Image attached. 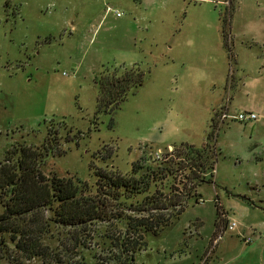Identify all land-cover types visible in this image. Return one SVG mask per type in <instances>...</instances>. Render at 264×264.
<instances>
[{
  "label": "rangeland",
  "instance_id": "obj_1",
  "mask_svg": "<svg viewBox=\"0 0 264 264\" xmlns=\"http://www.w3.org/2000/svg\"><path fill=\"white\" fill-rule=\"evenodd\" d=\"M125 69L141 86L96 115L94 79ZM220 111L256 119L219 124ZM46 138L56 147L43 174L79 181L83 196L95 170L129 177L136 163L135 180L148 181L101 197L112 215L83 228L77 255L58 250L63 264H264V244L252 246L264 213L244 209L247 198L264 206V0H0V161ZM190 158L204 168L190 174ZM218 205L232 231L218 227ZM139 219L153 229L131 261L118 246ZM60 241L52 230L43 243Z\"/></svg>",
  "mask_w": 264,
  "mask_h": 264
},
{
  "label": "trees",
  "instance_id": "obj_2",
  "mask_svg": "<svg viewBox=\"0 0 264 264\" xmlns=\"http://www.w3.org/2000/svg\"><path fill=\"white\" fill-rule=\"evenodd\" d=\"M142 82L143 74L137 69L100 74L94 79L97 89L96 115L118 108L129 92L139 88ZM53 144L47 138L42 144L45 149L42 145L33 149L19 144L10 148L0 161V264H23L34 259H40L43 264H63V255L58 250L77 255V250L83 247V228L112 215L113 206L101 200V197L116 200L125 194L136 195L147 190V180L142 181V176L135 180L134 163L129 177L106 169L95 170V194L83 196L79 181L43 174L41 166L46 153L56 147ZM184 148L195 150L191 145ZM194 153L196 157L199 155V151ZM191 160L190 174L194 165L196 168L203 165L202 161L197 163ZM147 222L139 219L133 225L126 224L125 239L118 246L121 257L123 253H129L130 260L134 261V254L141 250V233L153 229L147 226ZM52 230L61 236L62 241L57 249L43 243ZM130 232L137 239L131 241L128 237ZM6 234L13 244L12 249L4 240ZM126 258L120 264H127ZM82 260L75 264H84Z\"/></svg>",
  "mask_w": 264,
  "mask_h": 264
},
{
  "label": "built area",
  "instance_id": "obj_3",
  "mask_svg": "<svg viewBox=\"0 0 264 264\" xmlns=\"http://www.w3.org/2000/svg\"><path fill=\"white\" fill-rule=\"evenodd\" d=\"M109 10L110 9L108 8L107 11H109ZM115 14H116V16H120V14L118 12H116V11H115ZM225 119H235V120H238V121H241V122H250V121L255 120L256 117L252 113H238V114H234V115H229L227 112L220 111L219 114H218V117H217V122L220 124L223 121H225ZM164 155L165 154L163 153V151L157 150V151H155L152 154L151 158H152V160L154 162L161 163V162L165 161ZM195 201H196V203H199V204L204 202L201 198H197ZM218 215H219V218L221 220L225 221V225L222 228V230L223 231L224 230L232 231L233 228L236 226L235 222L231 221V222L228 223L226 221L227 220L226 213L223 212L222 210H220L219 206H218ZM222 230L219 232L216 240L220 239L221 234L223 232Z\"/></svg>",
  "mask_w": 264,
  "mask_h": 264
},
{
  "label": "crops",
  "instance_id": "obj_4",
  "mask_svg": "<svg viewBox=\"0 0 264 264\" xmlns=\"http://www.w3.org/2000/svg\"><path fill=\"white\" fill-rule=\"evenodd\" d=\"M168 147H170V146H168ZM247 201H249V202H247L248 203V204H246L247 206L244 207L245 210L249 209V208L250 209L253 208L252 210H258V211L264 213V206H261V205L258 206L256 204L252 203V200L250 198H247ZM218 206H219L220 210H222L220 205H218ZM222 211L225 212L224 210H222ZM218 224H219L218 227L220 228V226H221L220 229H222L224 227V225H225V221L223 222V221L220 220V218H218ZM218 227H217V230L213 234L214 236L212 237V243H211V246H213L215 244L214 247H216V248L218 247V245L222 241V239L219 240V241L216 240L217 234L220 231ZM260 229L258 228V231H256L257 235H254V238H253L254 243H253L252 246H256V247L261 246L260 249L263 250V245L262 244H264V225H260ZM236 236L239 237V234H237ZM206 254H207V252H206Z\"/></svg>",
  "mask_w": 264,
  "mask_h": 264
}]
</instances>
